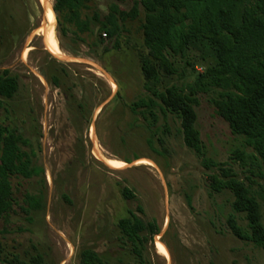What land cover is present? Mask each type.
<instances>
[{"label": "rangeland", "instance_id": "obj_1", "mask_svg": "<svg viewBox=\"0 0 264 264\" xmlns=\"http://www.w3.org/2000/svg\"><path fill=\"white\" fill-rule=\"evenodd\" d=\"M45 2L0 0V75L18 83L14 98L0 97V122L20 129L29 143L24 150H33L44 170L12 179L16 205L0 217V264H29L38 254L46 264H79L83 248L115 264H264V251L228 227L230 215L247 226L232 209L233 196L208 184L217 169L208 170L203 157L231 168L251 188L264 222V163L250 157L253 150L216 113L212 95L199 96L195 109L204 151L198 155L186 146L176 117L156 109L150 127L151 118L131 111L149 96L140 60L143 14L117 21L120 47L111 49L115 38L78 33L66 10ZM85 4L83 20L109 14L113 4L129 11L134 0ZM176 80L180 89L190 82ZM125 188L135 197L126 199ZM27 194H42L44 208L29 212ZM129 211L160 230L142 258L117 227Z\"/></svg>", "mask_w": 264, "mask_h": 264}, {"label": "trees", "instance_id": "obj_2", "mask_svg": "<svg viewBox=\"0 0 264 264\" xmlns=\"http://www.w3.org/2000/svg\"><path fill=\"white\" fill-rule=\"evenodd\" d=\"M55 2V12L66 10L68 22L78 33L92 31L95 36L104 33L109 39L115 38L111 49L120 47L117 21L139 20L143 14L140 27L146 56L140 60L149 96L136 102L132 113L151 118L150 127L156 125V109L166 117H176L186 146L204 155L195 128V109L199 96L212 95L210 102L216 113L253 150L250 157L264 163V0H134L129 11L113 4L109 14L95 13L85 20V0ZM187 77L190 82L185 89L174 82ZM17 92L16 79L0 75V97L11 100ZM26 146L29 143L16 125L0 122V217L16 205L13 178L33 179L44 174L35 163L36 154L25 151ZM203 164L208 170L217 169L208 174L211 191L230 192L232 209L247 222L245 229L235 215H230L227 224L233 235L264 251V222L257 196L231 168L207 157H203ZM123 196L135 197L128 188L123 190ZM26 203L29 212L40 211L44 196L27 194ZM138 210L142 212L140 207ZM117 227L140 258L145 243L160 233L156 222H145L133 211L119 219ZM2 254L0 246V257ZM78 257L79 264H115L108 254L92 248H83ZM29 264L46 263L38 254Z\"/></svg>", "mask_w": 264, "mask_h": 264}, {"label": "bare ground", "instance_id": "obj_3", "mask_svg": "<svg viewBox=\"0 0 264 264\" xmlns=\"http://www.w3.org/2000/svg\"><path fill=\"white\" fill-rule=\"evenodd\" d=\"M46 3H47V0H46L45 4H46ZM46 6H47V7H46L47 13H48V14L51 13L52 6H53V5L47 4ZM111 162H113V163H115V164H123V162H121V161H117V160H114V159H112Z\"/></svg>", "mask_w": 264, "mask_h": 264}]
</instances>
